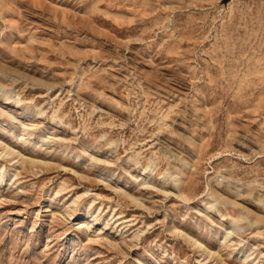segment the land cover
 <instances>
[{
    "label": "rangeland",
    "instance_id": "374dc122",
    "mask_svg": "<svg viewBox=\"0 0 264 264\" xmlns=\"http://www.w3.org/2000/svg\"><path fill=\"white\" fill-rule=\"evenodd\" d=\"M0 264H264V0H0Z\"/></svg>",
    "mask_w": 264,
    "mask_h": 264
}]
</instances>
